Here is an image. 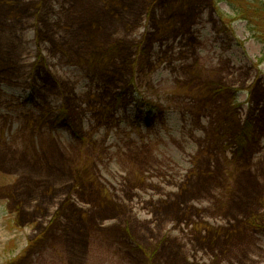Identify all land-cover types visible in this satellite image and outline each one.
Masks as SVG:
<instances>
[{"label": "rangeland", "instance_id": "1", "mask_svg": "<svg viewBox=\"0 0 264 264\" xmlns=\"http://www.w3.org/2000/svg\"><path fill=\"white\" fill-rule=\"evenodd\" d=\"M263 51L227 0H0V264H264Z\"/></svg>", "mask_w": 264, "mask_h": 264}, {"label": "trees", "instance_id": "2", "mask_svg": "<svg viewBox=\"0 0 264 264\" xmlns=\"http://www.w3.org/2000/svg\"><path fill=\"white\" fill-rule=\"evenodd\" d=\"M233 11H235L238 18L248 20L255 26L258 38L264 45V0H227ZM264 61V51H263ZM119 99L122 98L120 95ZM250 127V126H249ZM243 135L248 136L246 130L242 132ZM241 136V133L240 135ZM240 142L244 139L240 137ZM111 210V208H108Z\"/></svg>", "mask_w": 264, "mask_h": 264}]
</instances>
